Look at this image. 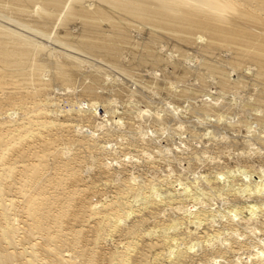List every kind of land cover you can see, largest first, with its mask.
I'll use <instances>...</instances> for the list:
<instances>
[{
  "label": "bare ground",
  "instance_id": "bare-ground-1",
  "mask_svg": "<svg viewBox=\"0 0 264 264\" xmlns=\"http://www.w3.org/2000/svg\"><path fill=\"white\" fill-rule=\"evenodd\" d=\"M98 1L101 5L97 4L96 7L89 8L83 6L80 0H0V10L4 11L5 13L14 14L13 16L15 17H26L25 19L28 18V20L32 22L35 27H38L40 31L48 27V25L56 20L59 21L58 25H60V27H62L63 31L65 32V30H67V26L76 21L81 28V35L76 39L73 38L75 40H71L70 44L66 46L78 52L87 51L90 53V55L93 53L108 61L107 63H109L111 66L119 65L117 58H119L121 51H123L122 45L127 43L128 39L131 37L127 34L128 29L131 27V23L125 21V19H122L121 17L110 16L105 6L110 9L113 8L126 15L128 18H131L129 20H135L136 22H142L143 24L148 25L150 29H153L151 32L149 30L151 36L152 34H156L154 30L155 28L170 32L171 38L178 39L180 41H191L192 36L196 37L197 39H201V37L198 36L201 34L205 37L204 41L201 39L203 41L202 45H199L201 52L209 53L221 47H228L232 51L231 58L230 60L228 59L229 65L233 66L235 69H238L242 63L250 62L255 66V70L253 71L254 74H249L247 78L250 76L252 80L263 84L255 95H252L249 100L241 103L245 116L243 115V118L239 117L238 121H236L237 124L241 123L240 125L245 123L249 117H252L251 115L253 114V107L258 106L262 114L256 117L258 121L260 120V122H264V0ZM65 36L66 40L71 39L67 38L69 36L68 33H66ZM152 37L150 38H152V42H154V39L158 36ZM148 38V41L152 40H149ZM148 41L147 43H150ZM144 43L146 44V42ZM32 48L33 46L31 41L20 37L14 31L7 29V27H0V93L3 96H0V103H11L13 99L29 98L32 95L38 96L41 94V92L50 90L51 85L49 80L44 79L42 76V68L45 63L41 64L39 60L32 55ZM151 48L152 47L149 44L145 45L146 50L143 54V57L140 59V62L143 61L144 64H146L144 58L145 56L150 57L152 60L149 61H152L153 64L156 62H164V59H162L161 55L154 53ZM173 49L175 50V47ZM176 51L177 49L175 52ZM65 57L67 59L56 60L51 66L49 77L53 80V84H56V86L57 84L58 86L60 85L59 87L55 88H61V90H64V87L68 88V86L75 85V83H77L76 91L78 92V95L76 96L78 97V100H76L82 103L84 102L86 105H83L84 108L99 104L101 108H99L98 112L100 119L104 114L108 116L110 113H116L112 109L111 102L107 99L106 101L103 99L105 96L104 94L109 93L111 95V93H114L115 96H118L122 93L123 89L117 87L114 84L112 85L104 83L106 80L103 81V73L101 74L102 70L97 69L98 67L91 68V70L89 69L90 71L80 75L78 62L76 63L78 58L69 55H66ZM131 62L134 64L133 60ZM205 67L208 71L217 73V85L218 90L221 93L231 90L232 88L234 89L238 87L239 89L244 85L243 82L245 81L239 80L240 77L238 80L236 79L232 82H230L227 77L225 79L224 77H221L222 69L220 70L218 66L205 62ZM121 69L125 73L130 71L127 70L128 68ZM186 71L187 70H185V73ZM178 78L182 79L184 77L182 75V77ZM184 89V87L183 89L181 88V91L179 93L176 92L177 94H175L174 97L178 100L182 98L187 99L188 95L186 93L188 92L185 91L186 89ZM239 90H241V88ZM196 93L198 94L199 92L197 91ZM61 94L63 95L65 92ZM248 95L250 96V94ZM48 104L49 100L46 99L45 102L41 104V106H44L45 108ZM115 104L117 105V103ZM201 104V106L196 107L191 104L189 111L191 113L199 114L202 117L213 116L214 118H217V115L213 110L215 107L212 108L213 104H208L205 101L204 104L203 102H201ZM218 107L219 111L222 113H224L223 109L225 110L228 108V106L225 107V105L220 104V102L217 105V108ZM128 110H130V108ZM21 111H23L22 113H25L27 111V107L21 106ZM86 113H78L76 119L74 118L73 120V122L77 121L75 124L71 123V115H65L60 120L58 118H54L46 112H43L42 116L37 115L34 117V121H28L27 125L23 121L17 123L14 126L7 125L5 124V122H8L6 119L7 114L0 117V147L4 149L6 155L9 154L8 158L4 159L3 156L0 157L2 160H4L0 163V264H186L188 262L192 264V260L195 261H193V264H204V262H198V260H202L204 253H207L206 250L208 249V243L209 245L214 244L212 241L218 238L217 234L219 233L217 232L216 234V232H214L215 229L212 232L211 229H209V227L206 225H204L206 226L204 231H198L202 233L201 235L196 234L197 231L187 229L184 232L189 238L187 245L184 243L186 240L185 239L183 241L184 244H182L184 246L176 248V243L178 242L177 240L178 238H181L179 236L182 233H165L166 230L164 227H179L182 225V220L176 217V215L172 216V214L175 213L164 215V212L168 209H173V211L178 209V207H180L179 204L183 203V198H179L176 194L175 196L172 193H167L165 197L163 196V198H157L158 196L156 197L151 193V190H155L156 188H151L153 187L151 185H156V181L154 182L155 184H153V181L149 183L147 182V184L139 183L136 180V175L132 174H125L122 176L123 178L121 180L115 183L114 177L118 175L117 172H122L123 170L121 169L125 168H122L121 165L115 168L112 165L110 166L109 163H106L104 159L100 160V158L97 157L98 155L96 152L99 151L101 147L97 146V144L93 141L92 136L86 133H81L82 135L78 134V126H84L86 132L89 133L91 132L89 129L101 127V123H98L97 120V122L94 121V119H99L98 115L95 114L97 118L94 117L93 119L94 115L91 116L92 113ZM222 113L218 115L220 118ZM109 118L111 117H108V119ZM156 118L157 116L154 117L155 122L158 121ZM105 119H107V117ZM127 119L129 120V127L132 128L134 125L133 123L135 122L132 121V117L126 118L125 121ZM111 121L112 120H110V122ZM34 124H37L39 127L45 129L54 127L56 132L66 133V135L61 139H64L68 146H76L77 153L74 152L73 154H70L66 152L65 149H68L67 146H63L61 150L54 149L53 151L51 150L45 152L47 141H45L42 131L38 130L35 133L29 134L28 129ZM231 128L232 126H230V129ZM235 129L237 130L238 127ZM188 136L190 137V135H187V137ZM252 136H249V138ZM9 139H15L16 143L9 145ZM115 140L119 141V139L116 138ZM142 140L140 138V143ZM218 140L219 139H217V141ZM259 140H261L262 145H264V139L260 138ZM135 141L136 140L131 141L130 145L131 143L132 145L133 143L138 144V141ZM148 141L150 142V140ZM233 142L234 141H232V143ZM150 143L148 144L151 145ZM235 143L236 142H234V144ZM17 144L18 146H16ZM244 144L246 143L244 142ZM23 145L28 146L26 151L23 149ZM213 145L215 144L213 143ZM239 145L240 144H238V146ZM221 146L220 149L222 150ZM34 148L40 149L39 154H34ZM124 148H126V146ZM142 148L143 149L140 150L143 151L140 152H142L141 155L143 156L142 158H144L145 148L144 146ZM153 148L151 150H153ZM80 149H85L89 152H94V150L96 151L94 152L96 157H93L96 163L91 166L93 169V176L91 178L92 180H88L86 176L81 173L82 165L90 166L92 163L90 160V162L87 160L88 158L86 153L84 154V152L80 151ZM218 150H216V152ZM27 151L30 153H27ZM146 155L147 154H145V156ZM159 157L161 156L159 155ZM254 157L257 156L254 155ZM48 158H50V162ZM145 160L146 159L142 161L145 162ZM150 160L151 159L147 160V163ZM160 161L158 160L156 162L161 163ZM151 162L152 161H150L149 164ZM124 164L125 165L123 166H126V163ZM129 167H131V165ZM247 167H250V165ZM227 172L225 171V173ZM153 173L154 172H152V175L155 173L157 174V172L154 174ZM137 174L139 175V173ZM163 179L165 180L164 177ZM141 181H143L142 178ZM169 182L170 181H168V183ZM215 182L216 181L212 182L210 188H208L210 189V192L204 193L207 197V193H210L211 196V193H213L212 195H215L214 193L218 191V187L220 186H218ZM33 185L35 188L34 191L31 189ZM143 185L145 190L143 196L141 194L143 197L141 199L142 201L137 208H133V205L130 201L131 199L129 198L135 194L134 191L137 188L139 190L143 189ZM223 186L220 187L221 191H223L221 189ZM231 186L232 187L228 190V195L230 193L229 191H232L233 185ZM111 189L113 191H111ZM175 189L177 188L174 187L173 190L175 191ZM108 191L112 193L110 194V198H107L106 196V192L108 193ZM218 193L220 194L221 192ZM223 193L225 194V191H223ZM202 198L204 197L202 196ZM260 207L262 208V206ZM8 210H13L12 216H10L11 214L8 213ZM198 213L196 214V219L194 220L197 223L200 224L201 220L204 219L206 221L208 219L207 213H202L200 215H198ZM211 216L209 215V217ZM123 220H128V223L124 224ZM164 224L165 226H162ZM262 224L264 225V220ZM160 225L163 228L159 227ZM209 226L211 227V224ZM197 229L198 228L196 226L195 230ZM208 231H210V233H208ZM109 237H113L115 240L110 243L108 240ZM203 238H206L203 240L204 244H200V239ZM219 243H222V240ZM203 245H206L207 248H205ZM230 246L223 247L222 245H219L214 247L212 249L213 257H217V259L222 260L225 256V253L235 252L234 249L231 250V248H229ZM197 247H200L201 251H199L198 254H195L191 250ZM262 247L264 248L263 245ZM262 247L260 246V250H257L258 252L255 253L258 258H263L262 263H264V250H262ZM257 248L258 247L256 246V249ZM255 253L253 254L255 255ZM241 254L242 253H240V255ZM193 256L198 257V259H194ZM228 256L229 255H227V257ZM230 256L233 255L230 254ZM231 258V260L236 259L234 257ZM246 258L249 260V255ZM231 260L224 259L223 264H238L242 262ZM256 260L254 259V261ZM260 263V261L254 262V264Z\"/></svg>",
  "mask_w": 264,
  "mask_h": 264
},
{
  "label": "rangeland",
  "instance_id": "rangeland-1",
  "mask_svg": "<svg viewBox=\"0 0 264 264\" xmlns=\"http://www.w3.org/2000/svg\"><path fill=\"white\" fill-rule=\"evenodd\" d=\"M80 1L83 4V6L89 8H94L97 6V4L101 5L98 0H80ZM105 8L107 9V12L110 16L121 17L122 19H125V21L131 23V27L128 29L127 32V34L131 36L128 39V42L129 41L130 42L124 43L122 45L123 51H121L119 58H117L119 65L118 66L114 65L115 67L109 65V63H107L108 61L102 59L101 57L93 53L92 55H90V53H88L87 51L78 52L66 46L70 44L71 40H75L77 37H80L81 35V28L76 21L72 22L67 26V30H65V32L68 33V35L70 36V37L68 36L67 38L68 39L71 38V39L66 40L65 39L66 33L63 31L62 27L58 25L59 21L55 20L50 25H48V27L40 31L38 27H35L34 24L28 20V18L25 19L26 17L25 18L15 17L13 16L14 14L5 13L4 11L0 10V27L1 28L7 27V29L14 31L20 37L31 41L33 46L32 55L36 57L41 64L45 63L42 68L43 69L42 76L44 79H48L51 85L50 90L43 91L38 96L32 95L29 98L13 99L11 103L1 102L0 117L7 114L6 119L8 122H5V124L14 126L22 121L25 122L27 125V122L34 121V117H36L37 115L42 116L43 112L49 113L54 118H58L60 120L65 115H71L72 116V118H70L72 119L71 123L74 124L77 121L73 122V120L74 118L76 119L78 113L81 112L82 113L87 112L86 114L92 113L91 116L94 115L93 119L94 117L97 118L96 115H98L99 119L98 118L94 119V121L97 120L98 123H101V127H95L93 129H89L91 131L89 133L86 132L84 126H78V132H79L78 134L80 135L81 133H86L92 136V139L97 144V146L101 147L97 152L94 150V152L97 153L98 155L97 157H99L100 160L104 159L106 163H109L110 166L112 165L115 168H117V166L120 165L122 168L123 167L125 168V169H121L123 170L122 172L121 171L117 172L118 173L117 176L119 177L117 176L114 177L115 183L121 180L123 178L122 176H124L125 174L127 175L132 174V175H136L137 177L136 180L139 183L147 184V182L149 183L152 181L153 184L156 183V185H151L153 186L151 188L156 187L155 190L154 189L151 190V193L156 197L158 196L157 198L160 197L163 198V196L165 197L167 193H172L174 195L176 194L179 198H183V203L179 204L180 207H178V209L174 208L175 211H173V209H168L167 211L164 212V215L175 213L172 214V216L176 215V217L181 219L182 225L176 228H168V226H165V224L162 225L165 226L164 227L166 230V231L164 230L165 233L172 234V233L181 232L183 234V235L179 234L180 235L179 237L181 238H178L177 240L178 242L176 243V248L184 246L182 245L184 243L185 245H187L189 238L187 237L186 233H184L187 229L197 231L196 234L201 235L202 234L201 232L204 231V228L207 226L209 227V229H211L212 232L215 229L214 232H216V234L218 232L219 234H217L218 238L212 241L214 244H212L211 242L212 245H209L208 243V249L206 250L207 253H204V257H203L204 259L202 258V260L201 261L198 260V262H202V263L204 262V264H223L224 259L231 260L232 259L231 257H234L236 259L234 258L233 259L236 260L237 262L242 261L238 264H246V263L254 264V262H259V261L261 262L260 264H264L262 263L263 258L260 257L258 258L255 253L258 252L257 250H260V246L261 247L262 245L264 246V225L262 224L264 220V159H263L264 145H262L261 140H259L260 138L264 139V135H263L264 122L263 121L260 122V120L258 121L257 119V117L262 114L260 108L258 106H254L252 112L253 114L251 113L252 117L248 118L249 121L246 120V122L242 123V125H240L241 123L237 124L239 117L243 118L245 116L241 103L249 100L252 97V95H255L263 84L255 80H252L250 76L247 78L249 74L252 75L254 74L253 71L255 70V66L250 62L242 63L240 66L241 68L239 67L238 69H235L233 66L229 65L228 61L231 58L232 51L228 47L227 48L221 47L209 53L201 52L199 45H202V42L205 39V37L202 36L201 34H199L198 36L201 37L203 41L193 36L191 41H180L178 39L171 38L170 32H166V30L155 28L154 30L156 34H152V36H156V37L158 36V37L154 39V42H152L153 37L151 36L150 32L151 30L153 31V29L152 28L150 29L148 25L143 24L142 22H136L135 20H129L131 18H128L126 15L120 13L119 11L113 9L112 7H111L112 9L108 8L107 6H105ZM147 38L149 40L151 39L152 40L148 41ZM147 41L150 42L151 44L147 43ZM144 42H146V44H149L152 47L151 50L154 53L161 55L162 59H164V62L162 61L163 63L156 62L153 64L152 61H149L152 59L147 56L144 57L146 64H144L143 61L140 62V59L143 57V54L146 50L145 49L146 44ZM172 46L175 47V50L177 49L176 52L173 49L174 47ZM66 55L78 58L76 63L78 62L80 75H83V73L90 71L91 68L98 67L97 69L102 70L101 74L103 73L102 74L103 81L106 80L104 83L112 84V85L114 84L117 87L123 89L122 93L120 94L121 96L120 95L115 96L114 93H113L114 95L112 93L111 95L109 93L104 94L105 96L103 99L105 101L107 99L108 101L111 102L112 109L116 113H113L112 111L113 114L110 113L108 116L104 114L105 117L101 113L102 117L100 119L98 113L100 108L99 104L84 108L83 105H85V103L77 101L78 100L77 99L78 97L76 96L78 95V92L76 91L77 83H75V85L68 86V88L64 87V90H61V88L58 89L55 88V87H59L60 85L58 86L57 84L56 86V84H53V80L50 79L49 77L51 66L52 63L56 60L67 59L65 57ZM130 60L131 61L133 60L134 64H132ZM134 61L137 62L138 64L135 63ZM205 62L218 66L220 70L222 69L221 77H224V79L227 77V79L230 80V82L235 81L236 79L238 80V78L240 77L239 80L245 81L243 82L244 85L240 87L241 90H239L240 88L238 89L237 87L234 89L232 88L231 90H227L224 93L219 92L217 85L218 82L217 73L215 72L212 73L208 71L205 67ZM121 68H125V69L128 68L127 70L130 71L125 73ZM181 70L184 72H182ZM185 70H187L190 73H188L187 71L185 73ZM46 75L48 76V78ZM182 75L184 78L185 77L186 78L179 79L178 77H182ZM183 87L186 89L184 90L188 92L186 93L188 95L187 99L182 98L178 100L177 98L174 97V95L177 94L176 92L179 93L181 91V88L183 89ZM169 89H171L174 93ZM66 90H68L69 92ZM197 91L199 92L198 94L196 93ZM64 92L65 94L62 95L61 93ZM248 94H250V96ZM193 95H195L196 97ZM0 96L3 97L1 93ZM46 99L49 100V104L46 105V107L44 108V106L42 107L41 104H43ZM204 101L207 102L208 104L211 105L213 104L212 108L215 107L213 110L214 113L217 115V118L216 117L214 118L213 116L202 117L199 114L191 113L189 111L191 104L195 107L201 106L202 105L201 102H203L204 104ZM219 102L220 104L225 105V107L228 106L227 108L228 112L227 109H225L226 111L223 109L224 113L219 111V107L217 108ZM115 103H117V105ZM21 106L27 107V111L25 113H22L23 111H21ZM127 108L128 109L130 108V110H128ZM86 109L90 111H87ZM221 113L222 116L220 118L218 115ZM155 116H157L156 119L158 120L156 122L154 119ZM106 117L107 119H105ZM108 117L111 118L108 119ZM129 117H132V121L135 122L133 123L135 125V128L133 125L132 127L133 129L130 128L128 125L129 120L127 119L125 121V119ZM110 120L112 121L110 122ZM191 121H193L194 123ZM230 126H232L233 129L232 128L230 129ZM237 127L238 129L236 130L235 128ZM38 130L42 131L43 137L45 141H47L45 152L51 150L53 151L54 149L61 150L63 146L68 147V149H65V151L70 154L76 152L77 149L76 146H68V144L65 143V140L61 139L63 136L66 135V133L56 132L54 127L48 129L41 128L37 124L32 125L28 129L29 134L35 133ZM187 135H190V137L189 136L187 137ZM249 136L252 137L249 138ZM115 138L119 139L120 142L116 141ZM136 138H138L139 140L141 138V140L142 139L143 140L140 143V141ZM217 139L219 140L217 141ZM134 140H136L135 142L138 141V144L133 143L132 145L131 143L130 145V142ZM148 140H150V142L152 143H150ZM232 141L240 145L238 146V144L236 143L234 144V142L232 143ZM147 142L150 143L151 145H149ZM212 142L215 145H213ZM227 142H231V143H227ZM244 142L247 144V146L246 144H244ZM15 143H16L15 139L14 140L9 139V145ZM16 146H18V144ZM125 146L126 148H124ZM143 146L145 148L144 149L145 154H147L146 156L144 154V158H142L143 157L141 155L142 152H140L143 151L140 150L143 149L142 148ZM150 146L152 148L153 147L155 148L151 150L152 148ZM220 146L222 150L220 149ZM23 147L25 151L28 148V146L26 145H23ZM212 150L215 151L213 152ZM216 150L218 151L216 152ZM34 151H35L34 154H39L40 149L34 148ZM80 151H83L84 154L86 153L88 158L87 160L88 161L90 160L92 163L90 166L82 165L81 173H83L88 180H92L91 178L93 176V171H92L93 169L91 168V166H93L96 163L94 160L96 155L94 154V152L92 151L89 152L86 151L85 149L84 150L80 149ZM27 153L30 152L27 151ZM136 153L139 154L137 155ZM8 155H6L4 149L0 147V157L3 156V158L5 159L8 158ZM159 155L161 157H159ZM254 155L257 157H254ZM260 157H261V161H260ZM141 159L143 161L144 159L146 160L145 162H143ZM149 159H151L150 161L153 162L151 163L153 164L154 168L151 163L149 164L150 161H148L147 163V160ZM246 159L247 160L250 159V160L247 161ZM48 160L50 162V158H48ZM158 160L159 161L161 160L160 161L161 163L156 162ZM2 161L4 160L0 158V163ZM204 161L206 162V164ZM140 162L142 163V165ZM124 163H126V166H123L125 165ZM130 165L131 167H129ZM249 165L250 167H247ZM225 171L227 173H225ZM152 172L154 173L157 172L158 175L156 173L155 174L153 173L154 175H152ZM137 173H139V175ZM163 177L165 178L166 182L163 179ZM141 178L143 181H141ZM144 178L146 181L144 180ZM168 181H170L171 183L169 182L170 183L169 184ZM214 181H216L215 183L220 187L224 185L223 188L221 189L225 191V194L223 193V191L220 190V187L217 186L219 189L216 193H214L215 195H212L213 193H211L210 196V193H207L208 194L207 197L204 193L210 192V189L208 188H210L211 183ZM231 185H233V188L232 191L231 190L229 191L230 193L228 195V190L229 188L232 187ZM166 187L169 188L167 189ZM174 187L177 188L175 189V191L173 190ZM31 189L33 191L35 190L34 185L32 186ZM137 189L135 190L136 192L134 191L135 194H133L131 198H129L131 199L130 201L131 204L133 205V208L134 207L137 208L139 206V204L142 201L141 199L143 198L142 196L145 190L144 185H143V189L140 190ZM206 189L209 191H207ZM111 191L113 190L111 189ZM218 192H221L222 194L221 193L219 194ZM110 194H112L110 193V191H108V193L106 192L107 198H110ZM202 196L204 198H202ZM260 206H262L263 209ZM8 213H10L11 214L10 216H12L13 210H8ZM197 213L198 215L202 213H207L208 219L206 218L207 220L205 221L201 217L203 220H201L200 224L197 223L196 221H194L196 219ZM209 215L212 216L209 217ZM123 223L127 224L128 220L126 221L123 220ZM208 224L209 225L211 224L212 228ZM228 225L231 226L229 227ZM162 226L160 225L159 227L163 228ZM196 226L198 228L197 230H195ZM208 233H210V231H208ZM204 239L206 238L200 239L201 242L200 244L204 242L203 241ZM108 240L111 243L115 239L113 237H109ZM221 240L222 243H219L221 242ZM216 242L217 244L215 245ZM227 242L229 243V245ZM225 243L227 246L225 245ZM219 245H222L223 247L224 246L228 247L231 245L229 248H231V250L234 249L235 252L225 253V256L223 257L222 260L217 259V257L216 258L213 257L212 249ZM236 245L238 248L236 247ZM203 246L207 248L206 245ZM256 246L258 247L257 249ZM193 250H191L193 253L198 254L199 251H201V248L197 247L194 248ZM262 250H264L263 247ZM229 253L233 256H230ZM240 253L242 254L240 255ZM253 253H255L256 256ZM205 255L209 258H207ZM227 255H229L228 257L230 258H228ZM243 255H245L246 257H248L249 255V260ZM193 258L196 260L198 259V257L196 256H193ZM254 259L255 260L257 259L259 261L257 260L254 261ZM193 261L194 260L191 261L192 264ZM186 264H190V262Z\"/></svg>",
  "mask_w": 264,
  "mask_h": 264
}]
</instances>
